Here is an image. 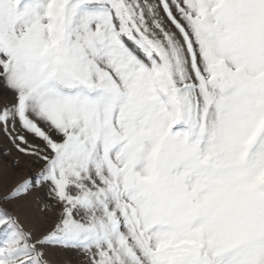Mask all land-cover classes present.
<instances>
[{"label":"snow or ice","instance_id":"obj_1","mask_svg":"<svg viewBox=\"0 0 264 264\" xmlns=\"http://www.w3.org/2000/svg\"><path fill=\"white\" fill-rule=\"evenodd\" d=\"M264 264V0H0V264Z\"/></svg>","mask_w":264,"mask_h":264},{"label":"rangeland","instance_id":"obj_2","mask_svg":"<svg viewBox=\"0 0 264 264\" xmlns=\"http://www.w3.org/2000/svg\"><path fill=\"white\" fill-rule=\"evenodd\" d=\"M76 259H78V257H76V258H73V262H72V264H74V261H75Z\"/></svg>","mask_w":264,"mask_h":264}]
</instances>
